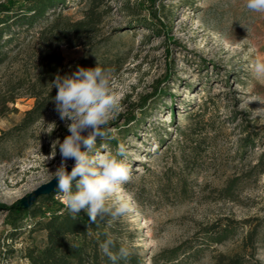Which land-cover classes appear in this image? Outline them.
Returning a JSON list of instances; mask_svg holds the SVG:
<instances>
[{
	"label": "rangeland",
	"instance_id": "obj_1",
	"mask_svg": "<svg viewBox=\"0 0 264 264\" xmlns=\"http://www.w3.org/2000/svg\"><path fill=\"white\" fill-rule=\"evenodd\" d=\"M91 7L93 30L58 54L62 71L114 70L120 107L97 150L124 149L134 210L103 226L139 264H264V79L250 72L264 59V14L245 0H68L56 13L77 22ZM38 50L27 39L0 65V264H28L21 249L41 244L26 226L11 238L9 207L51 180L61 164L53 144L70 134L54 100L18 128L38 88ZM211 226L227 237L211 241Z\"/></svg>",
	"mask_w": 264,
	"mask_h": 264
},
{
	"label": "trees",
	"instance_id": "obj_2",
	"mask_svg": "<svg viewBox=\"0 0 264 264\" xmlns=\"http://www.w3.org/2000/svg\"><path fill=\"white\" fill-rule=\"evenodd\" d=\"M67 2L68 0H13L0 3V65L27 39H34L39 47L34 66V79L38 88L33 90L31 97L34 98V103L25 111L18 126L20 129L29 126L49 109L57 93L51 83L56 75H71L76 71L72 68L62 71L58 47L65 43L75 45L74 39L87 36L93 30L95 14L92 7L85 18L77 22H70L56 13ZM101 67L104 68V65ZM6 101L13 102L14 98ZM190 118L188 115L187 119ZM195 130V127L187 129L190 135ZM181 133L183 135L185 132ZM195 148L196 146L193 149ZM56 196L53 191L48 195H40L27 208L18 205L9 207L13 228L11 238L25 226L28 228V238L37 232L43 234L40 245L32 243L21 249V257L28 264H111L99 247L106 236H111L103 226L104 222L90 223L83 211L73 219L65 206L55 199ZM210 229L206 235L213 242L220 243L227 237L225 230L216 232L214 226ZM114 239L117 247L122 245ZM178 249L179 247L172 249L171 253L176 254ZM139 261L137 256L131 254L127 264H139ZM220 261L221 264H242V258L237 255H221Z\"/></svg>",
	"mask_w": 264,
	"mask_h": 264
},
{
	"label": "clouds",
	"instance_id": "obj_3",
	"mask_svg": "<svg viewBox=\"0 0 264 264\" xmlns=\"http://www.w3.org/2000/svg\"><path fill=\"white\" fill-rule=\"evenodd\" d=\"M245 7L249 12L264 14V0H245ZM250 72L255 79H264V59L255 58ZM113 76V69L97 63L94 68L79 67L71 75L57 74L51 82L57 89L55 111L61 120L70 121L66 123L70 134L53 144L61 155L60 166L51 174V180H57L55 194L73 219L83 211L93 224L124 217L134 210V203L122 192L133 179L128 165L117 158L124 149L118 148L116 154L97 150L98 139L106 138L104 127L120 107L113 93ZM69 159L75 161L70 172ZM99 247L111 264H127L131 256L130 249L117 247L111 236H106Z\"/></svg>",
	"mask_w": 264,
	"mask_h": 264
},
{
	"label": "water",
	"instance_id": "obj_4",
	"mask_svg": "<svg viewBox=\"0 0 264 264\" xmlns=\"http://www.w3.org/2000/svg\"><path fill=\"white\" fill-rule=\"evenodd\" d=\"M56 186L57 180L55 178L50 180L48 183L42 184L41 186L30 192L27 196L21 198L18 202V206L22 208L29 207L40 195H48L51 192L55 191Z\"/></svg>",
	"mask_w": 264,
	"mask_h": 264
},
{
	"label": "built area",
	"instance_id": "obj_5",
	"mask_svg": "<svg viewBox=\"0 0 264 264\" xmlns=\"http://www.w3.org/2000/svg\"><path fill=\"white\" fill-rule=\"evenodd\" d=\"M55 199H56L57 201H59L60 203H62L61 200L57 198V196L55 197Z\"/></svg>",
	"mask_w": 264,
	"mask_h": 264
}]
</instances>
